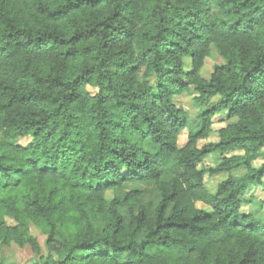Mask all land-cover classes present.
<instances>
[{
    "label": "trees",
    "instance_id": "16d2710c",
    "mask_svg": "<svg viewBox=\"0 0 264 264\" xmlns=\"http://www.w3.org/2000/svg\"><path fill=\"white\" fill-rule=\"evenodd\" d=\"M259 158L264 0H0L4 244L37 246L35 226L45 264H264V221L242 213Z\"/></svg>",
    "mask_w": 264,
    "mask_h": 264
},
{
    "label": "rangeland",
    "instance_id": "374dc122",
    "mask_svg": "<svg viewBox=\"0 0 264 264\" xmlns=\"http://www.w3.org/2000/svg\"><path fill=\"white\" fill-rule=\"evenodd\" d=\"M223 59L217 52L215 47H212L210 56L206 59L205 64L202 68V76L206 80H210L213 68L217 65L223 64ZM192 68V61L189 58L184 60V69L190 70ZM89 92L93 95L97 93V90L94 88H89ZM195 94L193 92H183L181 94L175 95V103L186 110L191 120L194 122L197 114L199 113V108L194 102ZM225 117H223L224 119ZM236 122L235 119L231 121L219 122V119H216L215 128H221L226 126L228 123ZM218 139L213 136L208 141L200 142V146H203L205 143L216 142ZM188 141V130H185L179 139L180 147H183ZM21 145H27L29 140H23L20 142ZM219 160V154L214 153L210 156H207L204 159L203 166L207 168L215 167ZM264 163L263 158H259L255 162V166L260 167ZM246 173L243 168L235 169L230 174L224 173L217 175L215 177H206V189L215 193L219 183L232 175L234 177H241ZM133 186L129 185L124 188L126 192L130 191ZM148 188V187H146ZM244 204L242 208V213L245 215H252L255 218L264 221V179L259 185H253L243 196ZM200 209H206V206L202 203L197 204ZM7 223L15 224L14 221L8 220ZM27 235L35 244L25 246L24 248L13 239L9 245L4 244L0 241V264H45L47 262L48 250L46 245V236L35 226H31L27 231Z\"/></svg>",
    "mask_w": 264,
    "mask_h": 264
}]
</instances>
